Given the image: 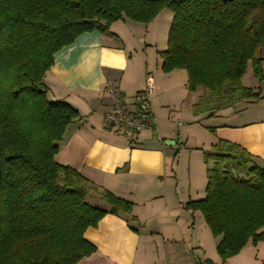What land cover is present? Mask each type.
Masks as SVG:
<instances>
[{
  "label": "trees",
  "instance_id": "trees-1",
  "mask_svg": "<svg viewBox=\"0 0 264 264\" xmlns=\"http://www.w3.org/2000/svg\"><path fill=\"white\" fill-rule=\"evenodd\" d=\"M163 9L173 20L161 69H184L188 90H203L193 113L261 98L241 81L249 62L264 78V0H0V264H77L96 250L88 228L109 213L132 214L131 200L106 189L107 207L91 204L99 186L56 160L80 113L47 97L45 76L81 34L126 18L148 24ZM205 162L206 196L186 207L203 214L224 263L264 239V164L224 139Z\"/></svg>",
  "mask_w": 264,
  "mask_h": 264
},
{
  "label": "crops",
  "instance_id": "crops-1",
  "mask_svg": "<svg viewBox=\"0 0 264 264\" xmlns=\"http://www.w3.org/2000/svg\"><path fill=\"white\" fill-rule=\"evenodd\" d=\"M122 21L136 30L127 18ZM123 43L121 33L85 32L55 54V62L45 76L51 100L66 101L80 113L68 126L56 160L76 168L99 186L88 195L91 204L107 207L102 189L134 203L132 214H106L97 227L85 231V238L96 250L77 264H264V239L256 244L249 242L224 263L218 252L213 250L209 255L205 243L209 232L201 222L204 216L186 207L187 202L206 196L207 182L195 186L193 180L205 182L207 169L199 165L192 175V169H182L180 161L176 162L179 140L171 126L184 112L192 123H201L208 114L197 115L192 106L203 90L189 91L187 74L183 88V74H172L177 70L169 74H143L140 70L127 74L131 58ZM148 77L153 78L155 86L151 97L153 119L130 142L121 130L109 127L104 120L113 106L107 86L115 85L132 108ZM183 89L190 93L188 106L181 99ZM260 91L259 100L241 101L211 116L213 122L206 136L211 144L219 139L240 144L264 164V88ZM169 106L173 107V117L163 115Z\"/></svg>",
  "mask_w": 264,
  "mask_h": 264
},
{
  "label": "rangeland",
  "instance_id": "rangeland-1",
  "mask_svg": "<svg viewBox=\"0 0 264 264\" xmlns=\"http://www.w3.org/2000/svg\"><path fill=\"white\" fill-rule=\"evenodd\" d=\"M127 22H130L134 25L133 30L124 24L122 20L115 21L111 24L110 31L121 33L124 39V45L129 57V68L127 74H136L142 72L143 74H169L165 73L161 69L162 59L160 57L159 51L165 50L168 47V33L170 26L173 20V12L169 9H163L156 16V18L148 23L144 24L138 21H133L127 19ZM138 26V27H137ZM121 42V41H120ZM264 56V52L261 53ZM263 72H264V61L262 63ZM108 72V69H106ZM109 73L115 74V71L109 70ZM172 74H183V80L180 85L185 88L187 72L184 69H179ZM153 79V78H152ZM154 81V80H153ZM242 84L244 86L252 87L255 91H259L260 87L264 88V78L260 80L254 72V66L252 62H249L247 71L242 78ZM181 96V99H185L184 106H188L190 103V96L186 92ZM193 96V95H191ZM47 97L52 99V96L47 94ZM260 99V98H259ZM257 99V100H259ZM255 102V100H253ZM262 106H264V101H262ZM173 107H166L163 111V115L166 117H173L171 113ZM177 117V116H176ZM191 119L188 118L187 112L182 113L178 118V122L181 124L178 125L177 119L175 124L171 126V131L176 135V139L179 140L176 151V162L180 161V166L182 169H192L193 173H196L197 166H204V169H207L208 165L205 162V152L210 150L211 143L206 136L209 134L207 129L208 126L212 125L211 116L207 115L201 119V123H192ZM192 124V125H190ZM186 145V146H185ZM207 182V177L205 176V182H197L193 180L195 186H204ZM201 184V185H200ZM92 201V200H90ZM202 225H204L206 230H208V238L206 231L205 243L207 247L208 254L211 255L213 250L217 253L216 243L217 240L212 234L209 225L206 223L204 218H202ZM201 229V228H200ZM210 240V243L208 242ZM201 257V256H200ZM198 259V258H197ZM198 264V263H197Z\"/></svg>",
  "mask_w": 264,
  "mask_h": 264
},
{
  "label": "built area",
  "instance_id": "built-area-1",
  "mask_svg": "<svg viewBox=\"0 0 264 264\" xmlns=\"http://www.w3.org/2000/svg\"><path fill=\"white\" fill-rule=\"evenodd\" d=\"M154 91V81L148 77L144 88L134 97L131 108L121 98L116 86L108 85L107 92L113 101V106L104 117L107 125L121 130L130 142H134L136 135L149 127L153 119L151 97Z\"/></svg>",
  "mask_w": 264,
  "mask_h": 264
}]
</instances>
